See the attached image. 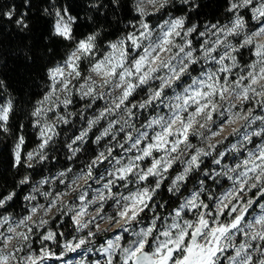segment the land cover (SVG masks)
Segmentation results:
<instances>
[{
    "label": "trees",
    "instance_id": "16d2710c",
    "mask_svg": "<svg viewBox=\"0 0 264 264\" xmlns=\"http://www.w3.org/2000/svg\"><path fill=\"white\" fill-rule=\"evenodd\" d=\"M231 3L232 0H186V2L185 0H168L164 7H160L158 3L152 10H147L152 14L146 15L144 21L148 23L149 28L157 29L164 21L183 18V28H195L189 36L192 41L196 37L199 38L201 33L205 36L211 31L212 25L220 27V25L232 24L237 15L244 18L246 26H251L247 34L260 27L261 24L252 19L250 8L230 11ZM134 4L135 0H0V107L7 105L8 102H11L12 106L7 124L0 122V200L14 194L11 200L5 201V204L0 207V217L9 216L13 221H18L28 216L31 207L42 205L41 202L45 205V201L38 200L42 191L56 187L60 182L66 185L76 175L83 176L87 185V179L91 177L88 175L89 168H91V175L96 173L94 179L99 178L101 176L99 170L105 165L104 159L98 164L93 161L98 160L101 153L105 154L111 150L109 160L121 155L127 147L123 138L127 133L133 131L139 138L149 119L167 114L168 107L161 106V101L171 99L176 92H182L193 77L210 71L217 72L220 68L210 63L199 67L202 61L199 60L196 64L189 66L188 72L182 74L179 81L176 80L169 86H164L159 98H152L150 92L148 93L149 90L161 91L159 82L155 81L145 87H139L115 111L120 115L119 119L112 121L115 114L110 116L107 111H104V107L93 99L92 93L83 95L86 87L81 88V85H84L88 79L93 63L103 59L110 52L111 43L125 41L129 34L140 35L141 17L135 13ZM8 11L14 12L12 19L4 15ZM57 11L61 13L65 21H68V16L74 18V22H70L72 28L70 40L55 34ZM21 18L27 27L16 23ZM89 35L96 36L95 47L90 54L82 56L78 62L80 77L75 78L74 75L67 77L70 80L69 92L58 90L51 97V101H44L52 85L49 70L64 65L68 56L76 49L78 42ZM244 36L245 34L237 38L230 35L225 39L226 44L231 43L238 49L236 52L231 51V56L236 57L238 66L232 67L230 73L220 72L219 75H227L232 82L233 79L230 77L237 72V68L243 67V71L238 75H245L252 61L251 51L240 47ZM141 48L137 49L131 58L140 52ZM128 52L131 54L133 50L129 48ZM246 52L250 58L243 60ZM158 76L160 74L156 77ZM57 88H60L59 84ZM65 98L70 100L67 105L63 103ZM41 101L44 102L40 103ZM146 101L150 102L145 103ZM141 102L145 104V107H140ZM251 107V104H246L244 101L242 110L249 113ZM37 108L41 109V114L34 116L33 112ZM126 108L131 109V116L125 111ZM101 112L104 113L103 116ZM89 121L95 122L89 126ZM109 124H112L111 128ZM46 125H50L54 133L50 131L51 139L43 149H40L39 145L46 137H49L47 132L45 137L40 135ZM102 128L108 130L107 135L100 140H94ZM84 134L82 141H78L79 135ZM21 136L24 139L20 149L21 161L16 164L15 145ZM188 143L192 145L190 151L194 147L203 146L200 140L192 136H188ZM228 143L229 141L224 143L223 148ZM29 152L34 153L31 161L27 157ZM41 155L43 159L40 158ZM149 164L150 159L144 162V166ZM60 173L65 175L61 176ZM179 173H181V167L171 168L165 176L170 181ZM25 177H27V183L21 184L20 181ZM44 180L47 182L38 187ZM50 180L52 183H49ZM156 180L154 177H148L145 183H136L134 187L145 186L151 189L155 186ZM202 180L205 186L210 184L207 181L208 176L202 177ZM169 181L162 182L155 190L149 207L137 217L138 222L134 223L136 227L150 226L151 220L159 212L158 207L161 205L163 216L177 208L180 199H172L173 192L169 191ZM187 181L179 182L178 186L184 185ZM192 185L184 189L179 198L189 194L190 190L198 189V185L195 187ZM64 189V187L56 188L54 194ZM204 195L201 198H204ZM25 197H35V199L26 200ZM62 207L64 205L56 201L57 213L51 218L55 224L54 244L51 247L53 254H58L60 251L61 236L63 240H66L77 235L76 227L72 225L67 211L58 212V209ZM26 223L30 226L28 222ZM31 227L33 231L28 234L27 241L18 239L15 245L22 250L15 251L14 247L7 252L16 257L12 259L13 264H17V260H21L22 255L43 252L48 243L42 240L43 231L36 233L35 227ZM26 231V227H20V232ZM58 233L61 236H58ZM109 237L110 235H105L97 244L104 245ZM26 246L28 247L24 250Z\"/></svg>",
    "mask_w": 264,
    "mask_h": 264
},
{
    "label": "snow or ice",
    "instance_id": "6c2138e0",
    "mask_svg": "<svg viewBox=\"0 0 264 264\" xmlns=\"http://www.w3.org/2000/svg\"><path fill=\"white\" fill-rule=\"evenodd\" d=\"M167 2L168 0H135L134 11L141 17L140 26L144 29V31L140 33V36L149 39L148 45L143 48V52L139 54L138 58H133L129 62L128 58L130 53L124 48L125 41L120 40L117 43H111L109 47L112 51L105 55L103 59L93 63L90 68V72L104 78L105 85L113 83L114 78L117 76L119 78V83H114V87L120 88L121 86L126 85L122 95L119 97V103L115 105L116 108H120L136 88L151 79L152 74L157 72L159 68H168L171 75L166 78L160 77L162 80L161 91H155L153 94L154 98L161 97L162 89L165 85L170 84L172 80L179 81L182 74L188 72L189 66L198 62L197 57L193 55V50H191V41H185L184 45H177L174 42V36H181V32L177 31V29L183 28V18L174 19L160 25V34L154 40L151 39L152 32L149 29L148 23L144 21L146 15L152 14L147 12V8L155 7L157 3L160 4V7H164ZM238 8H250L252 19L261 24L257 30L250 34H245L240 45V47L243 48L245 46H251L254 37L264 36V0H239V2L232 0L229 10L232 11ZM4 15L8 19H12L14 12L8 11L4 13ZM65 15H67V10H65ZM56 16L57 20L54 25L55 34L63 37L65 40L72 39L70 22H74V18L68 16V21H65L59 11L56 12ZM16 23L27 27L23 18L18 19ZM212 27L215 28L216 25H212ZM245 27L246 24L244 18L237 15L231 26H226V28L221 29L220 31L225 37H227L230 35H239ZM194 30V27L188 28L183 34L184 36H188ZM201 35H203V33H201ZM95 40V35H89L86 39H82L78 42L76 49L71 52L64 62L68 69L67 74L65 73V68L60 66L56 67L54 70H49L52 85L51 91L44 97V101H51V97L58 90L69 92L68 85L70 80L67 79V77H72L73 75L75 78L80 77L81 73L79 71L78 62L81 60L82 56L88 55L92 52L95 47ZM127 40H131L135 48L141 47L138 37L129 34ZM205 43L207 44L208 42L206 41ZM220 43H222V41L218 37L217 40L213 42L212 47L203 48L204 56L207 60H214L221 65L218 71L202 73L205 77L203 79L194 77L192 83L183 89V94H177L174 97L176 103L165 105L170 109V115L167 118L164 116L153 118L148 123V128H152L153 125H156L160 130L155 132L151 137L152 142L148 143L147 146L143 148L142 155H137L135 161L149 157L153 149L163 150L166 155L159 159L154 158L150 167L137 173V183L147 180L149 176H159L161 170L167 172L171 167L173 160L177 158L173 157L172 159H169L167 154L177 152L178 146L181 143H184L188 148L192 147V145L188 143L189 129H192L193 125L197 123H199L200 128H204L208 121H212L213 112H216L218 108L221 109V117L224 116L225 112L231 113L233 105L228 103L230 99L234 98L247 101L250 99V93L252 96L264 97V44L255 45L254 54L257 57V61L249 65L252 70L249 71L246 76L240 75L235 82H232L227 75L220 76L219 73H230L232 67L238 66L236 57L225 53L224 55H221L219 59H216V57L211 55V53L216 51V45ZM226 47L231 49L232 52L238 51V49L231 43L226 44ZM174 48H179V52L173 53L172 50ZM185 48H188L189 50L185 51ZM163 53H169L171 55L168 59H164L161 55ZM181 53H183V56H180ZM177 57H180L178 61V64L181 65L180 67L172 64V60ZM226 58L232 61L230 66H225L224 61ZM152 65H156V67H153ZM145 67L147 70L143 71ZM118 69L120 70L119 72L117 71ZM134 76L138 83L132 81L131 78ZM58 77L60 78L59 80L57 79ZM245 80L248 81L247 84L243 83ZM57 84L60 85L59 89L57 88ZM256 85H260V90H257ZM85 87L86 85H81V88ZM93 91L94 86L88 85L87 91L84 92L83 95H88ZM44 101H41L40 103H43ZM149 102L150 101H146L145 103ZM63 103L67 105L70 103V100L65 98ZM192 106H194V111H189V107ZM11 107V102L0 107V122H3L4 125L7 124L9 119ZM140 107H145V104H140ZM108 111H111V109H108ZM125 111L131 116L132 113L130 108H126ZM184 113H187V115L184 116ZM40 114V108H37L33 112L34 116H39ZM103 115L104 113L101 112V116ZM198 117L202 118L204 123H200L197 119ZM235 118L244 117L237 112L225 121V123L231 124L234 122ZM94 122L95 121H89V126ZM111 127L112 124H109V128ZM5 130L7 129L5 128ZM46 130L54 133L52 127L46 125L45 129L41 130V137H45ZM208 130L214 137L218 136L224 128L221 126L218 131H212L211 129ZM233 132H235V129ZM107 133L108 130L106 129L104 134L106 135ZM255 134L259 135V133ZM169 137H176V139L170 141ZM180 137H182V139H180ZM80 138L81 137H78L77 139ZM128 138L131 139L130 136ZM146 138H148V132L141 133L140 137L132 144V148H136L141 140ZM49 139H51L50 136L46 137L43 140V143L39 145V148L43 149ZM99 139L100 138L98 137L97 140ZM23 143L24 139L21 136L19 142L15 145L14 158L16 164H19L21 161L20 149ZM169 144L171 145L170 149L166 147ZM211 147L215 146L212 145ZM258 149V154L254 152L248 153L249 158L243 162L245 167L243 172L237 177H229L230 180H233L234 184H239V188H233L229 192L221 195L217 201V211L215 214H213L211 210H208L209 206L207 204H204L203 202L198 203L199 196L197 193H193L191 198L174 210L175 214L172 218V222L167 224L163 230L158 231L157 235L153 234L157 232L156 219H159V217L153 219L151 226L141 228L138 232H134L133 235L136 239L132 240L127 247L121 246L120 241L122 237L120 235H115L113 239H109L107 241V247L102 249V254L107 256L106 264H113L114 254L119 255L120 264H221V258L224 253L228 252L230 249H234L235 254L226 257L228 264H264V205H261L262 214L256 216L253 221L247 223H244L245 213H247L248 208L253 204L251 198H249L247 203L239 210L235 204L231 206L230 210L227 212V215L230 217L229 221L222 222L220 219V217L225 214L224 210L229 207L225 201H230L238 193L245 192L246 186L249 185L250 180L254 179L255 182L247 187V191H251L252 188H256L259 184L261 186L259 194L264 195V145H259ZM76 151H78V149ZM202 154L208 155L204 149L197 148L196 153L191 156L189 161H187L189 167H185L184 173L177 175L174 178L172 187L169 188V191L177 189V182L185 179V176L192 165L199 167L198 157ZM33 156L34 153L29 152L27 154L28 160L31 161ZM101 156H103V153H101ZM40 158L43 159L44 157L41 155ZM93 163H95V161H93ZM216 163H219V160H217ZM116 164H120V160H116ZM138 167L139 165L133 160H129L127 164L115 169V172L119 174L117 178L121 180L126 179L129 174L133 173V169ZM237 167H240V165H237ZM229 171H235V169H229ZM249 173H253L254 175L249 176ZM111 174L112 173H110V175ZM60 175L63 176L65 173H60ZM88 175L91 176V168H89ZM20 183H27V177L20 181ZM73 183H75V180H73ZM111 183L112 182L109 181V183L104 185V188L109 189V192V185ZM160 185L161 180L157 179L155 188H138L137 191L122 196L116 201L118 209L116 216L108 217V222L112 223V221L116 220V217L129 222L136 220L139 214L149 207L148 201L152 199L155 190L158 189ZM125 187H127V185H125ZM66 194L67 193H64V195ZM12 195L0 200V207L5 204V201L11 200ZM44 195H48V193H44ZM104 198L105 197L101 193L100 199L104 200ZM25 199H35V197H25ZM58 199L59 196H57L56 200L51 201L50 205L46 208L43 205L31 207L30 212L32 215L25 216L18 221H13L9 216L0 217V228L7 225L5 231H0V245H7L14 239H23L27 241L28 234L33 231V228L28 226L26 222L31 220L32 216L35 215L40 208H44L45 214H47L52 207L56 206V201ZM80 199L83 201V193L81 194ZM200 208L207 211H199L195 220L183 219L182 213L185 210L191 211ZM238 211L239 214L233 216V213H237ZM84 212L85 209L82 208L78 213V217L82 216ZM181 220H183V223L180 222ZM75 222L79 224L80 220L77 218ZM46 223L47 221L43 219L40 220V224ZM82 226L87 227L88 225L84 224ZM20 227H26L27 231L17 232L16 230ZM97 229L99 230V225H97ZM123 231L127 232L128 228L124 227ZM241 233L245 239L237 245L234 241L236 236ZM149 237L152 238L151 241L149 240ZM52 238V232H48V234L43 237L45 240ZM257 240L262 243L255 246L250 243V241ZM83 243L84 241L81 240L80 244ZM79 246V244L76 245V247ZM149 246L152 248L150 252L146 251V247ZM65 247L70 248L71 246L66 244ZM252 249L260 252L261 258L259 260L253 259L250 251ZM21 250L20 247H15V251ZM42 255H47V253L45 252ZM10 259H16V257L13 254H4L3 248H0V264H8ZM27 259L31 264H37L39 258L29 255ZM17 264H23V261L17 260Z\"/></svg>",
    "mask_w": 264,
    "mask_h": 264
},
{
    "label": "rangeland",
    "instance_id": "374dc122",
    "mask_svg": "<svg viewBox=\"0 0 264 264\" xmlns=\"http://www.w3.org/2000/svg\"><path fill=\"white\" fill-rule=\"evenodd\" d=\"M152 8L154 7H148L147 10H152ZM174 19H178V18H174ZM171 20L164 21L161 23V25L165 24L166 22H170ZM227 26H231V24ZM250 27H251L250 25H247L245 29L240 32L239 35H233V36L240 38L241 36L246 34V32L248 31V29H250ZM189 28H193V27H189ZM224 28H226L225 25H220V27H215V28L211 27L210 28L211 31L207 32L205 36L201 35L199 38L196 37L193 41L191 40V38H189L190 34L188 36H184L183 33L184 31L187 30L186 28L177 29V31L181 32V36L179 37L174 36L173 39L177 45H184L185 41H191V50H193V55L197 57L198 61L202 60L200 62L201 65H199V67H203L207 63H210L211 65L216 64L218 67H221V65L216 63L214 60L206 59V57L204 56L203 48L212 47L213 42H215L219 37L222 43L216 45V51L211 53V55L216 57V59H219L218 57L219 54L224 55L225 53H227L231 55L232 53L231 49L227 48L225 43V39L227 37H225L223 33L220 31L221 29ZM149 29L152 32L151 39L154 40L160 34V25L157 29L156 28L154 29L149 28ZM143 31L144 29L142 28L141 32ZM127 37L125 38L124 48L126 51H129V48L133 50V52L129 55L128 58L130 62L133 58H138L139 54L143 52V48L148 45L149 39L140 35L136 36L139 38V43L142 48L140 52H137L135 56L131 58L134 52L139 48H135L131 40H127ZM206 41L208 42L207 44L205 43ZM258 44H264V36L254 37L252 45L245 46V48H248L252 54L251 57L252 61L249 65L257 61V57L255 56L254 52H255V45ZM188 50H189L188 48H185V51ZM111 51L112 50L110 48V52ZM172 52L173 53L179 52V48H174ZM161 55L162 58L168 59L171 54L163 53ZM180 56H183V53H181ZM248 58L250 57L248 56V52H246V55L243 56V60H246ZM179 59L180 57L173 59L172 64L176 65L177 67H180L181 65L178 64ZM224 64L225 66H228L229 64H231V60L226 58ZM249 65H248L247 73L252 70L249 67ZM152 66L156 67V65H152ZM60 67H64L65 73H67L68 69L66 68L65 64ZM146 70L147 68L145 67L143 71ZM117 71L119 72L120 70L118 69ZM242 71H243V67H238L237 72H235V74H233L230 77V79H233V82H235L240 76L238 74H240ZM247 73L245 74V76L247 75ZM157 74H160V76L156 77ZM169 75H171V73L169 72L168 68L161 67L158 69L157 72L152 74L151 79H149L145 84L140 85L139 87H143V86L145 87V85L154 83L155 81L159 82V84L161 85L162 80L160 79V77L166 78ZM195 78L203 79L205 77L201 75ZM131 79L133 82L138 83L135 76L132 77ZM192 79L189 85L192 83ZM174 81L176 80H172V82ZM114 83H119L118 76L114 78L113 83H108L107 85H105L104 78L92 72H90L88 79L84 83V85H86L85 91H87L88 85L94 86L92 97L93 99L97 100V102L101 106L104 107V111H107L110 116L115 114L114 119L112 121L119 119L120 115L118 113H115V111L118 109L115 107V105L119 103V97L122 95L124 87H126V85H123L120 88H115ZM243 83L247 84L248 81L245 80ZM170 84L165 86H169ZM256 87L257 90H260V85H256ZM160 90H161V86H160ZM155 91H158V89L153 91L151 90L148 91V93L150 92V97L154 98L153 94ZM177 94H183V90L182 92H176V94H174L171 99L169 100L165 99L161 101L160 105L165 106L176 103L174 97ZM249 96L250 99H248L247 101L237 100L234 98L230 99L228 103L233 105L231 113L225 112L224 116L221 117L220 116L221 109L218 108L216 112H213L212 121H208L204 128H200L199 123H197L193 125L192 129H189L188 136H192L193 138L200 140V143H202L203 146L194 147V149L190 151L191 147L188 148L184 143H181L178 146L177 152H171L167 154L169 159H172L173 157H177L176 159L173 160V163L171 167L168 169V171L171 168L178 169L179 167H181V173L174 175L170 181L169 178L165 176L168 171L163 172L161 170V174L159 176H149L161 180V184L164 181H169L168 185L170 188L172 187V182L174 178L177 175L183 174L185 167H189L187 161H189L191 156L196 153L197 148H202L206 153H208V155L202 154L198 157L199 167H197L196 165H192L190 167L189 172L186 174L184 179L185 181H187L188 178L187 183H185L182 186L181 185L178 186V183L181 181L177 182L178 190L174 189L172 191L173 192L172 199L174 200L175 198L176 200L180 199L177 208L182 203L186 202L189 198H191L193 193H197L199 196L197 202L198 203L203 202L204 204H207L209 206L208 210H211L213 214H215L217 211V207H216L217 201L219 200L221 195L229 192L233 188H239V184H234L233 180H230L229 177L230 176L237 177L241 172H243L245 170L243 162L249 158L248 153L254 152L258 154L259 152L258 146L264 145V97L252 96L251 93L249 94ZM244 101L246 102V104H251L252 106L249 111L250 114L247 113L245 110H242ZM140 104H142V102ZM108 109H111V111H108ZM189 111H194V106L189 107ZM237 112H239L241 116L244 118H235L234 122L231 124L225 123V121H227L231 116H233ZM169 115H170V109L167 108V114L162 116L167 118ZM183 115L186 116L187 113H184ZM152 119L153 118L147 121V125ZM197 119L200 121V123H204V120L202 118L198 117ZM147 125L145 126L144 130L141 133L148 132V138L142 139L140 144L136 148H132V144L138 138V135L135 132L131 131V133H127L123 137L125 138V143L127 144V147L121 152V155L109 160L110 152H111V150H109L107 153L105 152L103 156H100L98 160L97 159L94 160L95 163L98 164L102 162V159H104L105 165H103L102 168L99 170V173L101 174L99 178L94 179L96 173L92 174L91 177L87 179L88 183L86 185L83 176L76 175L72 179V181H70L66 185L60 182L56 187H52L47 191L41 192V197L38 198V200L40 202L41 200L45 201V205L43 204V202L40 203L45 208L50 205L51 201L55 200L57 196H59L57 202L60 203V205H64V207L58 209V212L61 213L64 210L67 211V214L70 215V221L72 225L76 227L77 235L73 238L63 240V236H61L58 233V236H61V241L59 244L60 251L58 254H53L51 247L54 244L55 224L54 221L51 220V218L55 213H57V209L56 206L52 207L51 210L48 211L47 214H45L44 208H40L37 211V213L32 216V219L28 220L27 222L30 224V226L35 227L36 233L43 231L42 240L43 237L48 234V232L53 233V238L49 240L44 239L48 243L45 245L43 252H39V254L30 252L26 255H22L21 261H23V264H31V262L27 259L29 255L39 258L37 260V264H106L107 256L102 254V249L104 247H107V241L109 239H113L115 235H120L122 237L120 241L121 246L127 247L129 246L132 240L136 239V237L133 235L134 232H138L141 228L149 227V226L136 227L134 223L138 222L137 219L129 222L126 220H121L119 217H116V220L112 221V223H109L107 219L108 217L116 216V212L118 210L116 205L117 200H119L122 196H126L132 192L137 191L138 188L143 189L145 187V186L134 187V185L137 183L136 174L150 167L152 160L154 158L159 159L162 156L166 155V153L163 150L153 149L149 157H145L142 160L135 161V157L137 155H142L143 148L146 147L148 143L152 142L151 137L155 134V132L160 130L159 127L156 125H153L152 128H148ZM221 126H224L223 128L225 129L221 131L218 136L213 137L208 129H211L212 131H218ZM86 128L89 129L90 127H86ZM234 129L235 132H233ZM105 130H106L105 128H102L99 134L94 137V140H97L98 137L100 139L105 137L107 135L104 134ZM46 132L48 134L47 136H49L50 131L46 130L45 133ZM255 133H259V135H256ZM84 136L85 134L79 135V137L81 138L78 139V141L80 140L82 141V137ZM129 136L131 137V139L128 138ZM174 139H176V137H169L170 141ZM180 139H182V137H180ZM227 141H229L228 145L223 148L224 143H226ZM212 145H214L215 147H211ZM166 147L170 149L171 145L169 144ZM148 159H150V164L148 166H144V162L147 161ZM116 160H120V164H116ZM129 160H133L136 164L139 165V167L134 168L133 173L129 174L126 177V179L123 180L118 179L117 177L119 174L115 172V169L127 164ZM217 160H219V163H216ZM237 165H240V167H237ZM229 169H235V171H229ZM110 173L112 174L110 175ZM253 175H254L253 173H249V176H253ZM205 176H208L207 181L210 183L206 186L204 185V181L202 180V177ZM73 180H75V183H73ZM147 180L141 181L137 184H143ZM109 181L112 182L109 185L110 192L109 189L104 188V185L109 183ZM46 182H47L46 180L41 181L38 187H41V185H43ZM254 182H255L254 179L250 180L248 186H250L251 183ZM49 183H52V180H50ZM120 183L122 184L118 186ZM191 184H193L192 186L194 187L195 185H198L197 186L198 189L190 190L189 194L179 198L180 195L183 193V190L189 188ZM125 185H127V187H125ZM248 186H246L245 192H240L230 201H225V203H227L229 207L224 210L225 214L220 217L222 222H227L230 220V217L227 215V212L230 210L233 204H235L239 210L241 207L244 206V204L247 203V200L249 198L253 200V204L248 208V211L245 215L244 223L253 221V219L256 216L262 214L261 205H264V195L259 194L261 186L258 184L256 188H252L251 191H247ZM60 187H64L65 189L54 194V190ZM152 188H155V186ZM125 189H128V191H125ZM44 193H48V195H44ZM64 193L67 194L64 195ZM82 193L84 194L83 201L80 199ZM101 193L105 197L104 200L100 199ZM203 194H205L204 198H201ZM149 203L150 201H148V204ZM161 207L162 205L158 207L159 212H157L153 218L156 219L157 217H159V219H156L157 232L154 233V235H157L158 231L163 230L167 224H170L172 222V218L175 214L174 210L177 209L175 208L174 210H172L170 214H166L165 216H163ZM82 208L85 209V212L82 216L78 217V213ZM199 211H207V210L203 208H200L198 210H191V211L185 210L182 213V217L183 219L195 220ZM237 214H239V211L237 213H233V216ZM29 215H32L31 212L29 213ZM76 218L80 220L79 224L75 222ZM41 219L47 221V223L40 224ZM153 219L151 220V223ZM180 222L183 223V220H181ZM84 224H87L88 226L83 227L82 225ZM97 225H99V230L97 229ZM124 227L128 228L127 232L123 231ZM6 228L7 225H5L3 228H0V231H5ZM16 231L20 232V228H18ZM105 235H110V237L107 239L104 245L97 244L98 242H100V240L104 238ZM151 239L152 238L149 237L150 241ZM244 239L245 237L243 236L242 233L238 234L236 236L234 243L238 245ZM81 240L84 241L83 244H80ZM17 241L18 239H14L7 245H2L1 248H3L4 254L10 252L17 244ZM250 243L255 246V245H259L262 242L257 240V241H250ZM66 244L70 245L71 247L70 248L65 247ZM77 244H79L80 246L76 247ZM27 247L28 246H26L24 250H26ZM151 250L152 248L150 246L146 247V251L150 252ZM250 251L254 260H259L261 258L260 252L255 251L254 249ZM45 252L47 253V255H42ZM234 254H235L234 249H230L228 252L224 253L223 257L221 258V264H228L226 257ZM8 264H13L12 259L9 260ZM113 264H120L119 255L114 254Z\"/></svg>",
    "mask_w": 264,
    "mask_h": 264
},
{
    "label": "bare ground",
    "instance_id": "6f19581e",
    "mask_svg": "<svg viewBox=\"0 0 264 264\" xmlns=\"http://www.w3.org/2000/svg\"><path fill=\"white\" fill-rule=\"evenodd\" d=\"M224 127V126H223ZM225 129V128H224ZM226 132V131H225ZM77 219V218H76Z\"/></svg>",
    "mask_w": 264,
    "mask_h": 264
},
{
    "label": "water",
    "instance_id": "95a60500",
    "mask_svg": "<svg viewBox=\"0 0 264 264\" xmlns=\"http://www.w3.org/2000/svg\"><path fill=\"white\" fill-rule=\"evenodd\" d=\"M245 215H246V213H245Z\"/></svg>",
    "mask_w": 264,
    "mask_h": 264
}]
</instances>
